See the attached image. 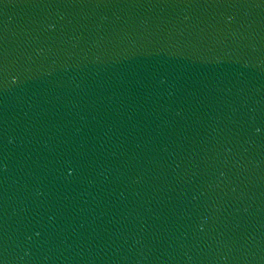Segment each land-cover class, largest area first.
<instances>
[{
  "label": "water",
  "instance_id": "obj_1",
  "mask_svg": "<svg viewBox=\"0 0 264 264\" xmlns=\"http://www.w3.org/2000/svg\"><path fill=\"white\" fill-rule=\"evenodd\" d=\"M0 264H264V0H0Z\"/></svg>",
  "mask_w": 264,
  "mask_h": 264
}]
</instances>
